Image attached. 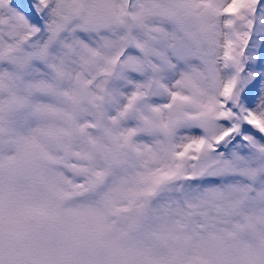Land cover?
<instances>
[{"label": "snow or ice", "instance_id": "6c2138e0", "mask_svg": "<svg viewBox=\"0 0 264 264\" xmlns=\"http://www.w3.org/2000/svg\"><path fill=\"white\" fill-rule=\"evenodd\" d=\"M0 264H264V0H0Z\"/></svg>", "mask_w": 264, "mask_h": 264}]
</instances>
